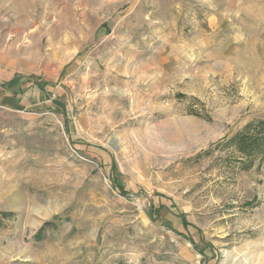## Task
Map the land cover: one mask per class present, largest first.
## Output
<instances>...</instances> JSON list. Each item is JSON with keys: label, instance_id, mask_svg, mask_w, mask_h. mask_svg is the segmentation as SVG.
<instances>
[{"label": "rangeland", "instance_id": "1", "mask_svg": "<svg viewBox=\"0 0 264 264\" xmlns=\"http://www.w3.org/2000/svg\"><path fill=\"white\" fill-rule=\"evenodd\" d=\"M13 73L0 264H264V0H0Z\"/></svg>", "mask_w": 264, "mask_h": 264}, {"label": "crops", "instance_id": "2", "mask_svg": "<svg viewBox=\"0 0 264 264\" xmlns=\"http://www.w3.org/2000/svg\"><path fill=\"white\" fill-rule=\"evenodd\" d=\"M16 75L13 73L0 80V108L10 112L26 113L39 109L43 104V89L38 88L34 82L21 81L18 85L21 91L15 87L3 86L10 82Z\"/></svg>", "mask_w": 264, "mask_h": 264}, {"label": "trees", "instance_id": "3", "mask_svg": "<svg viewBox=\"0 0 264 264\" xmlns=\"http://www.w3.org/2000/svg\"><path fill=\"white\" fill-rule=\"evenodd\" d=\"M12 84L10 83L9 86L5 84V86L10 87ZM262 133V136L254 135V138L252 136H246V133L240 134L241 136H236L232 139L233 143H256L257 147H263L264 148V122L257 124L255 127V131L258 130ZM249 133V132H248ZM248 135H252L249 133ZM187 226V225H186ZM188 227V226H187Z\"/></svg>", "mask_w": 264, "mask_h": 264}]
</instances>
